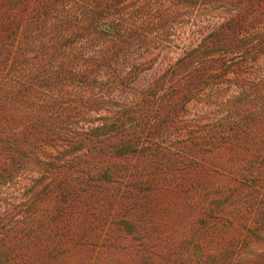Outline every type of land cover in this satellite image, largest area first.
Instances as JSON below:
<instances>
[{
	"label": "trees",
	"instance_id": "obj_1",
	"mask_svg": "<svg viewBox=\"0 0 264 264\" xmlns=\"http://www.w3.org/2000/svg\"><path fill=\"white\" fill-rule=\"evenodd\" d=\"M0 264H264V0H0Z\"/></svg>",
	"mask_w": 264,
	"mask_h": 264
}]
</instances>
